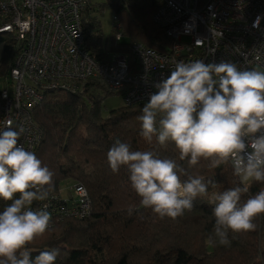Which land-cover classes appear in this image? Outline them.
Masks as SVG:
<instances>
[{
  "label": "trees",
  "instance_id": "trees-1",
  "mask_svg": "<svg viewBox=\"0 0 264 264\" xmlns=\"http://www.w3.org/2000/svg\"><path fill=\"white\" fill-rule=\"evenodd\" d=\"M87 3L91 35L96 36L89 52L101 61H106V48L129 54L133 43L158 51L172 43L152 21L154 2L106 0L121 25L123 37L118 43H114L113 30L109 41H101L104 35L95 13H102L103 6L93 5L91 0ZM3 37L0 77L6 81L15 52ZM113 95L120 93L108 91L102 81L89 80L78 93L50 91L34 107L32 119L41 137L33 152L54 174V188L49 193L62 192V185L82 186L89 195L91 211L84 219L64 218L52 224L50 231L30 244L32 257L59 249L55 264H264V215L254 219V231L230 234V246L209 241L215 223L211 194L240 183L230 162L210 168L209 161L202 159L189 166L187 159H179L172 143L161 147L154 137L149 144L140 135L137 117L142 107L122 104L103 117V102ZM117 139L130 144L132 150L155 149L162 158L175 160L184 170L182 180L201 176L205 182L211 181L209 195L197 197L192 210L180 217L160 218L140 203L126 167L118 172L110 169L107 153ZM261 190L264 183L250 182L241 202ZM8 203L0 200V210Z\"/></svg>",
  "mask_w": 264,
  "mask_h": 264
},
{
  "label": "clouds",
  "instance_id": "clouds-1",
  "mask_svg": "<svg viewBox=\"0 0 264 264\" xmlns=\"http://www.w3.org/2000/svg\"><path fill=\"white\" fill-rule=\"evenodd\" d=\"M155 88L137 117L140 135L149 144L154 137L158 146L172 143L189 166L202 159L210 168L231 162L240 178L237 186L211 194L215 223L209 241L230 246V234L254 231V219L264 215V190L241 202L250 182L264 183V70L225 61H176ZM23 132L0 127V200L10 202L0 210V264H55L59 249L33 258L29 247L50 231L47 205L33 209L32 204L48 199L54 174L19 143ZM107 160L113 172L128 169L140 203L160 218L180 217L197 197L209 195L211 181L201 176L182 180L184 170L155 149L132 150L117 139Z\"/></svg>",
  "mask_w": 264,
  "mask_h": 264
},
{
  "label": "built area",
  "instance_id": "built-area-1",
  "mask_svg": "<svg viewBox=\"0 0 264 264\" xmlns=\"http://www.w3.org/2000/svg\"><path fill=\"white\" fill-rule=\"evenodd\" d=\"M139 1L156 4L152 21L171 45L158 51L133 43L129 54L106 48V61H101L89 52L96 36L91 35L87 0H0V35L15 52L0 90V127L23 128L19 143L33 152L41 133L32 111L50 91L74 94L85 82L99 80L108 91L120 93L124 107L143 108L176 61H225L264 70V0ZM112 21L118 43L121 25L114 16ZM67 191L65 197L49 193L32 208L47 205L50 226L64 218L87 217L91 203L86 189L72 185Z\"/></svg>",
  "mask_w": 264,
  "mask_h": 264
},
{
  "label": "rangeland",
  "instance_id": "rangeland-1",
  "mask_svg": "<svg viewBox=\"0 0 264 264\" xmlns=\"http://www.w3.org/2000/svg\"><path fill=\"white\" fill-rule=\"evenodd\" d=\"M91 3L93 5H99L103 6L102 13L96 12V17L98 18L102 33L104 37H109L112 33V20H113V11L106 5V0H91ZM2 39L3 37L0 36ZM122 106V98L121 96L113 95L111 97H107L103 102V108H102V115L103 117H106L108 113L111 110L117 109ZM240 179V178H239ZM62 195L65 197L68 194L67 186L62 185L61 186ZM53 225H56L53 223ZM193 264H198L196 262H193Z\"/></svg>",
  "mask_w": 264,
  "mask_h": 264
},
{
  "label": "crops",
  "instance_id": "crops-1",
  "mask_svg": "<svg viewBox=\"0 0 264 264\" xmlns=\"http://www.w3.org/2000/svg\"><path fill=\"white\" fill-rule=\"evenodd\" d=\"M0 36L3 37V35H0ZM3 43H4V37L2 39L0 38V58H1V53L3 49ZM3 86H4V78L0 77V90Z\"/></svg>",
  "mask_w": 264,
  "mask_h": 264
},
{
  "label": "bare ground",
  "instance_id": "bare-ground-1",
  "mask_svg": "<svg viewBox=\"0 0 264 264\" xmlns=\"http://www.w3.org/2000/svg\"><path fill=\"white\" fill-rule=\"evenodd\" d=\"M85 218V217H84ZM84 218H79V219H76V220H81V219H84ZM73 219H75V218H73Z\"/></svg>",
  "mask_w": 264,
  "mask_h": 264
}]
</instances>
